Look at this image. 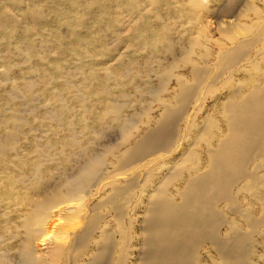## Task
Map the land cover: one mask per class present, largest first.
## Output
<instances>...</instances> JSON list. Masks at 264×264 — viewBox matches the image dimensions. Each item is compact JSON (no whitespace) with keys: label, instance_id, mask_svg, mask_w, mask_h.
<instances>
[{"label":"rangeland","instance_id":"374dc122","mask_svg":"<svg viewBox=\"0 0 264 264\" xmlns=\"http://www.w3.org/2000/svg\"><path fill=\"white\" fill-rule=\"evenodd\" d=\"M263 28L264 0H0V264H89L97 246L74 254L67 227L97 204L95 237L115 230V264H136L151 194L175 170L180 201L226 133L225 104L264 80ZM169 124L167 147L127 162Z\"/></svg>","mask_w":264,"mask_h":264},{"label":"bare ground","instance_id":"6f19581e","mask_svg":"<svg viewBox=\"0 0 264 264\" xmlns=\"http://www.w3.org/2000/svg\"><path fill=\"white\" fill-rule=\"evenodd\" d=\"M249 41L246 42L249 44ZM247 92L242 100L236 99L238 93L229 97L225 104L226 133L220 134L218 143L206 150L208 162H200L188 174L185 187L177 189L180 201L175 200L173 193L167 192L165 187L174 177L175 170L169 172L149 197L136 264H207V261L210 264H254L252 257L257 254V244L261 243L256 237L263 240L264 248V80ZM171 127L169 124L149 136L127 162L142 160L167 147L172 138ZM125 191L124 188L116 189L108 201L116 206L114 217L120 223L125 216L120 206ZM76 192L70 194L67 202L73 204L87 198V195L78 197ZM99 208L97 204L88 215L85 206L79 209V213H85L76 215L67 227L68 237L74 235L69 248L74 254L81 253L92 240L97 252L89 264H115L120 246L117 232L101 227L100 238L95 237L103 222ZM227 212L233 215L230 217ZM60 219L58 215L50 225L47 223L40 232L38 247L55 236ZM119 233L123 239V231ZM121 251L120 259L129 257L128 252Z\"/></svg>","mask_w":264,"mask_h":264}]
</instances>
